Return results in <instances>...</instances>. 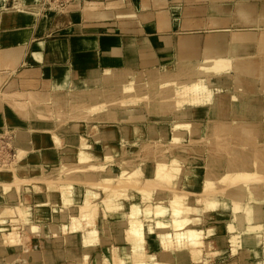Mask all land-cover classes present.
Listing matches in <instances>:
<instances>
[{
	"label": "bare ground",
	"instance_id": "obj_1",
	"mask_svg": "<svg viewBox=\"0 0 264 264\" xmlns=\"http://www.w3.org/2000/svg\"><path fill=\"white\" fill-rule=\"evenodd\" d=\"M261 7L264 11V4ZM236 12L243 16L240 9ZM258 22L264 25V13ZM210 37L199 54L202 59L188 51L195 46L187 37L177 45L174 60L158 66L105 67L99 78L87 70L77 75L72 88L67 86L71 73L66 67L56 73L49 100L51 123L33 120L44 111L38 113L32 105L31 125L52 133L60 150L68 138L76 143L77 161L61 154L59 172L31 183L22 179L17 165H13V182L0 183L4 186L0 207L5 210L0 215H7L0 217V250L5 253L6 264L36 263L41 257L35 252L34 241L20 239L14 226L8 225L13 224L14 217L21 219L22 232L27 235L54 238L55 249L63 252L70 264H264L259 261L264 258V248L254 247L264 245V195L259 199L257 190L264 187V173L250 175L245 170L251 161L264 172V144L259 142L264 126L257 120L264 101V52L241 54L235 43L231 51L220 53L213 48L217 40ZM259 42L264 48V34ZM74 43L88 45L81 39ZM50 48L61 60H69L59 44L51 43ZM38 55V51L33 53ZM229 74L233 75L230 82ZM137 107L156 122L139 119ZM6 113L3 124L28 125L10 111ZM229 117L235 121L232 143L214 131ZM144 135L151 139L137 141L143 152L139 155L137 146L129 148L126 141ZM31 136V141L21 139L17 143L23 146L17 150L18 163L33 149L31 145L37 144V135ZM204 144L207 151L211 150L202 159L198 150ZM119 155L123 162L115 166L112 163ZM67 157L70 160L64 163ZM95 165L106 166L96 174L92 171ZM217 168H224L226 173L216 174ZM242 176L248 177H244L247 182ZM117 184L128 190L112 188ZM82 185L87 187L85 191L79 188ZM132 188L136 193H131ZM250 190H255L252 197L248 196ZM42 198L51 201V213L43 208ZM34 201L36 206L41 202L39 209L43 206L38 224L28 210ZM76 203L79 207L74 206ZM228 218L224 227L219 225ZM123 220L128 223L126 235L108 240L105 236L109 237ZM223 228L232 251L228 257L218 237ZM153 233L158 244L152 239ZM122 239L129 245L121 243ZM20 244L30 246L29 256L14 255ZM99 248L100 259L93 252ZM4 261L0 258V264Z\"/></svg>",
	"mask_w": 264,
	"mask_h": 264
},
{
	"label": "rangeland",
	"instance_id": "obj_2",
	"mask_svg": "<svg viewBox=\"0 0 264 264\" xmlns=\"http://www.w3.org/2000/svg\"><path fill=\"white\" fill-rule=\"evenodd\" d=\"M145 2L146 0H0V113L2 112V109L5 106L9 107L12 111H15L16 109L13 107V104L17 101L18 102L21 101V103H24L26 100H24V98L22 97H19V94L20 93L22 94L27 90L39 89L42 88L43 86L44 91H49L51 93V91L54 89V76H56V73L60 71L63 67H66L71 73L70 76H68L70 84H68L67 86L69 88H72L74 80H76V78L78 77L77 75L79 74L81 75L83 71H87L90 69H94V70L96 69L101 71V69L105 66L116 65V63H114V61L111 59L113 54L112 49L114 47L113 45L115 42V37L120 35L121 33L125 35L124 36L125 44L129 41L128 36H132L138 39L136 40L137 43H146L152 46L153 48H155L159 54H160V48L158 46L157 41L159 40L160 37H164V36L170 37L172 43L176 44L179 39L184 37V35L189 34L194 38L196 42L197 57L199 59H202L199 53L202 52V50L204 49V43L206 42V39H208L210 36L212 38L220 37L221 39L222 33H223L222 35H224V33L230 32L231 38H233L234 36L235 39L239 41V34H243L245 35L244 41H246L247 38L249 40L251 39L255 40V38H259L264 31V27H263L264 25L257 22L256 12L250 13L249 15L245 16V20H241L239 17L234 18V20L229 19V20H222L219 22L217 21L214 22L211 20L210 10L212 8L220 11H230L233 10L234 7L241 2V0H194V1L181 0L177 5H175L178 7V15H176L177 17L175 18L174 15H171V13L173 12L172 4L166 10L153 12V10L151 11L147 5L145 6ZM242 2L241 4H245V5L252 4L257 7H259L261 4H264V0H242ZM122 4L126 6L130 5V6L142 7V9H146L148 11L147 14L142 16L141 23H139L140 25L136 27L137 32L136 31L134 32L136 34L129 35V32L133 31V29L131 30L129 28L127 29L123 28L121 30L117 28L118 30H114L115 28L113 26H109V24L103 25L102 23L105 21H101L99 18V12L106 13L107 11L112 10L113 7L115 8L118 5H122ZM103 8L106 9L103 10ZM97 16L99 19L94 20V18H97ZM161 19H166V21L168 22L169 27L164 31L158 30L159 21ZM162 27H165V25H163ZM124 31L128 32V34L124 33ZM73 36H80L94 43V45H98L99 47L100 45L107 42L112 45V49L103 50V51L100 50V58L98 59L97 58L87 59V56L92 54L91 50L82 47L81 48L82 52L80 54L75 49L71 51L70 53L71 60L68 61L61 60L53 53V51L50 48V44L56 43L59 44L62 48H64V46L62 45L70 46V43L72 42L71 39ZM224 38L225 36H223L221 39L222 46L227 50L230 47L231 38L230 40L228 39L229 40L228 42H225ZM77 40H79V38H75L73 41L75 42ZM240 41L243 40L241 39ZM39 44L42 45V48L39 47L40 46ZM74 45L72 46L74 47ZM78 46L79 44L75 45V47ZM36 51H38L40 55L34 57L33 53H35ZM259 51L260 50L256 45L255 47L249 49L248 53L259 54ZM168 52L174 54L176 51L175 49L172 48L168 50ZM240 53L243 54V51H241ZM126 55H129V53L127 52ZM166 61L167 60H163L160 64ZM228 76L229 77L227 80L230 82L233 75L229 74ZM47 99H48V95H42V100H47ZM36 102L38 103L40 102V100L38 99ZM263 107H264V101L262 102L261 105L262 109ZM137 108L140 111L139 119H142L143 122H145L146 120L148 122H156L155 120L150 118V115H148L144 111V109L140 107ZM101 110H99V113L101 112ZM6 112L4 114V117H6L7 114ZM15 112L17 113V111ZM50 116H52V114ZM53 118H55V116H53ZM51 119L49 118L46 120V119H41V117L33 118V120L42 121L47 124L51 123ZM33 120L30 119L29 122H26L28 125H20L14 127L8 123H5L3 124V126H0L1 127L0 137L4 136L7 137V139L8 137H10L8 139V144L13 149V152L15 154V156L10 159L8 164L3 165L2 163H0V173L3 174L0 175V183L13 182L14 180L13 178L15 174V170L13 171V167L15 165H17V169H19L18 170L19 176L22 179L29 180V183H31V181L33 180H35L34 182H37L38 179L40 182H42V179H40L41 177L43 178L45 176H49V174L53 175L59 172L61 170L59 166L60 157L62 156L61 154L71 155L74 158L73 160L77 161L78 152H77L76 143L74 144L73 142L71 143L70 139L68 138L63 142V145L61 147L62 150H60V148L59 149L56 148V146L54 145V141L52 139V133H49L47 131H40V130L38 131L32 128L31 122H33ZM205 120L208 121V119ZM231 122L232 120H229L228 124ZM214 131H216V135L221 136L223 128L220 125V123L214 129ZM32 134L37 135V139H36L37 144L31 145L33 149L29 150L27 156L20 163H18L19 160L17 161L16 159L17 156L20 157L18 149L20 148V146L21 147L23 146L17 143L21 142V139H24L26 141H31L33 138V136H31ZM148 136L146 137V135H144V136L130 137L126 141L128 142L127 146H129V148L133 146L135 147L137 146L136 144H139L137 143L139 139L140 140L151 139V136L149 137ZM259 140L261 142H264L263 130ZM6 141L4 140V142ZM8 144L7 142L2 143L0 144V147L4 146V150L7 153H12ZM205 146L206 144H204V146L200 147L198 150L202 159L206 158V156L209 155V152L211 150L210 147L207 151L206 150L207 148ZM218 146L219 145L213 144V147H218ZM136 148L138 150L139 155H142L143 152L140 149V146H137ZM1 149L2 148H0V150ZM69 158L70 157L64 158L63 162L68 163L70 160ZM120 162L122 163L123 161L119 155L116 157V160L112 164L117 166ZM102 163L103 162L99 164ZM247 165H249V167L248 169L245 170H247V172H249L250 175L251 174L254 175L258 174L257 176L263 175L264 172L259 171L256 167H254L251 161H248ZM53 166H57V167H54L53 169ZM105 166L106 165H95V168L92 171L97 174ZM152 166L150 170L153 169ZM8 167H11L12 170L10 169L9 173H5ZM225 173L226 171L224 168H217L216 174L221 175ZM202 176L203 177L205 176L203 172H201V177ZM244 177L246 179L248 177L242 176L243 178L242 180L246 181ZM242 180H240L241 184H247L246 183L247 181L242 182ZM88 184L86 186H88L89 188L93 190L96 189V186L91 187ZM94 185L97 184L95 183ZM86 186L82 185L79 188L85 191L87 188ZM114 186L115 188H117V186L118 188L123 187V185L117 184V185H113L112 188ZM3 187H4L3 185L0 186V195L3 194L2 193ZM11 188H15V185L11 186ZM123 188L128 190V187L126 188V186ZM165 190L168 189L165 188ZM178 190H176V192H179ZM216 190H220V188ZM130 191L131 193H136L137 190L136 188H132V190L130 189ZM127 192L131 194L129 191ZM248 192L250 193L248 196L251 197L253 193L255 194V190H250ZM43 201H45L43 205L45 207L41 206L39 209L38 207L41 205V202L39 206L37 204L38 206L37 207L35 204L38 202L34 201L32 202V207L28 209V210H32L31 212L32 219L35 221V224L41 222L39 220L40 219L39 217L41 216L38 217V213L40 215L41 212L43 213V211H41L42 207L47 212L50 213L53 210V207L50 204L51 202L50 200L47 201L46 198H42V203ZM46 203L48 205H45ZM20 205H18L19 208L21 207ZM35 206L37 207V211ZM74 206L79 207V203L78 204L76 203ZM1 210L3 212L5 211L3 210L2 207H0V214L2 213ZM4 213L2 214L3 216L0 215L1 218L7 216L4 215ZM229 218H231V215ZM229 218L228 220L219 221V225L224 227L225 225L224 222L229 221L230 220ZM12 220H13V224H10L11 223L10 222L8 225L14 226V228L16 229L17 236L20 239L22 238L27 243L34 241L33 247L36 250L35 252L41 255V257L38 259L36 263L26 262L24 264H70L69 259L65 258L64 253L59 251V249H55V245L53 244V242H55L54 238L50 240L48 238H44L39 233H31V234L28 233L27 235V233L22 232L23 228L21 224L22 222L21 219L18 220V217H14L12 218ZM125 224L126 226H128L127 220H123V222H121L120 226H118L116 230L109 232L111 235L108 236L111 238L107 237L106 235L107 233H105L106 235L105 237L108 238V240L110 241H113L114 237L117 235L118 237L120 236L124 237L126 235ZM203 226L206 227L207 223H204ZM261 232L264 233L263 230ZM5 235L7 236L8 233H6ZM152 237L155 243H157L158 241L154 233L152 234ZM218 237L222 239L224 243L223 252L226 255V257H228L230 255V252L232 251L229 247V244H227V239H226L227 235L225 233L224 228L220 231ZM121 243L129 245L128 241H125L124 239H122ZM254 247L262 249L264 248V245L255 244ZM19 248L20 249L16 247L17 251L15 250L16 252H14V255L19 257L22 255L23 257L29 256L30 246L24 245L21 247L20 244ZM81 248L82 247L80 245L79 250ZM56 251H59V256H58V252ZM93 252H94V256L100 259L102 248H99L98 250ZM260 255H263V253ZM0 258L4 261L5 253H3L1 250H0ZM48 259H50L52 263H49ZM262 260L264 261V258L259 261ZM46 261H48V263ZM4 263L6 264L5 261ZM13 264H19V263H13Z\"/></svg>",
	"mask_w": 264,
	"mask_h": 264
},
{
	"label": "crops",
	"instance_id": "obj_3",
	"mask_svg": "<svg viewBox=\"0 0 264 264\" xmlns=\"http://www.w3.org/2000/svg\"><path fill=\"white\" fill-rule=\"evenodd\" d=\"M180 1L181 0H146L147 4L145 2V6L147 5L151 11L153 10V12H159V11L166 10L172 4L173 5V8H172L173 12L171 13V15H174V18H175V17H177L176 15H178V7L175 5H177ZM188 1H194V0H188ZM241 2H242V0H241ZM241 2L239 4H237L233 10H230V11H220V10H216V9L212 8L210 10L211 20L214 22L215 21L219 22L222 20H229V19L234 20V18L239 17L236 15V13H237L236 11L238 9H240L242 14H243V16L239 17L241 20H245V16L249 15L250 13L256 12L257 13L256 19L258 22L261 14L264 13V11L261 9L262 8L261 6L263 4H261L259 7H257V6L252 5V4H247V5L241 4ZM105 9L106 8H103V10H105ZM147 13H148V11L146 9H142V7L130 6V5L126 6V5L122 4V5H118L115 8L113 7L112 10H109L106 13L99 12V18L101 21H105L102 23L103 25L109 24V26H113L115 28L114 30H118V29L121 30L123 28H125V29L129 28L131 30L133 29V31L129 32V35H132V34H136V33H134L135 31L137 32L136 27L138 25H140L139 23H141L142 16L147 14ZM215 15L218 16L217 19L214 18ZM234 15H236V16H234ZM107 16H108V18H107ZM99 18L97 16V18H94V20H97ZM163 24L165 25V27H162ZM168 27L169 26H168V22L166 21V19H161L159 21V25H158L159 31H164V30L168 29ZM124 33L128 34V32H126V31H124ZM222 34H221V39L223 36H225L224 40H225V42H228L231 38V33L228 32V33H224V35H222ZM263 34H264V31L260 35V37ZM124 36L125 35L123 33H121L120 35L115 37L113 49H112V47L108 48L105 44L106 42L104 44L100 45V47H99L98 45H94V43H92V42H90V41H88V40H86L80 36H73L71 39L72 42L70 43V46H68V45H62V46H64L65 52L69 55V60H71L70 59L71 58V55H70L71 51H73L75 45L79 44V43H77V44L74 43L73 40L75 38L85 40L86 43H88V45L79 44L78 48L75 49L77 52H79V54L82 52L81 51L82 47L90 49L92 54L87 56V59L88 58L89 59H96V58L98 59V58H100V50L103 51V50L112 49L113 54H112L111 59L114 61V63H116V65L105 66V67L121 66V65L130 64L134 67L143 68L144 66H150V67L158 66V65H160V63L163 60L173 61L174 59H172V57L177 54V45L183 39H185L187 37L192 39L193 45L195 46L194 49L189 48L188 51H193L197 55V53H196V42H195L194 38L189 34L184 35V37L179 39L176 44L172 43L170 37H165V36L160 37L159 40L157 41L158 46L160 48V51L162 50L160 52V54L157 52V50L155 48H153L152 46H150L146 43H137L136 40H138V39L134 38L132 36H128L129 41L125 44ZM260 37L255 38V40L254 39L249 40L247 38L246 41H244L245 35L239 34V41H237L235 39V37L233 36V38H231V40H230L231 41L230 47L227 50L225 48H223L222 40L220 39V37H216L214 39L217 40V43L215 44V46H213V48L215 47L220 53H223L224 51L229 52L234 48V46H235L234 44L236 43L237 44L236 48L239 50V52L243 51V53H248L249 49H251L252 47H255L257 45L259 50H261V51H259V53H261V52H264V48L260 46V42H259ZM240 38L243 41H240L241 40ZM206 41H207V39H206ZM41 44H39V45H41ZM161 44H165V45L169 46V48L168 47H161L162 46ZM72 45H74V47ZM205 45H206V42L204 43V47H205ZM231 45H233V46H231ZM172 48L175 49V51H176L174 54H171L167 51V50H170ZM230 48H232V49L230 50ZM216 49L213 51H216ZM127 52L129 53V55H126ZM127 56H128V58H127ZM105 67H103L101 69V71L96 70V69L95 70L90 69V70L93 73H96L98 75L97 78H99L100 72H102ZM84 72L85 71H83L82 73H84ZM45 92H47V93H45ZM50 94L51 93L49 91H44L43 86H42V88H39V89L27 90L26 92H23L22 95L20 93L19 97L24 98V100H26V101L24 103H21V101H19V102L17 101L13 104V107L16 109L15 111H17V113L15 111H12L9 107L5 106L2 109V112L0 114V126H3L2 120L5 118L4 114L7 110L12 112L20 120H22L24 122H29L31 119L30 113H31V106L32 105H34L36 107V109L38 108L36 110V111H38V113L41 111H44L42 113V116L37 115V117H41V119H46V120L49 118L51 119L52 116H50V115L52 114V112H51V107H49L50 106V103H49V100H50L49 95ZM42 95H48V99L42 100ZM38 99L40 100V102L37 103L36 101ZM226 111H228V109H226ZM225 115H226V113H225ZM225 118H227V117L225 116ZM229 120H232V122L230 124H228ZM257 120L261 121V124L263 125L264 107H263V109L262 108L259 109V117L257 118ZM234 122H235L234 119H232L231 117H229V119H227V121L219 122L223 128L221 137H225L229 143H232L231 136H232V132H233L232 130H234V128H233V126L235 125ZM262 130L264 131V127H262ZM228 137H229V139H228ZM259 142L261 145L264 144V142H261L260 140H259ZM257 190H258V194L260 197L259 199H261L264 195V187L260 186L257 188Z\"/></svg>",
	"mask_w": 264,
	"mask_h": 264
},
{
	"label": "built area",
	"instance_id": "obj_4",
	"mask_svg": "<svg viewBox=\"0 0 264 264\" xmlns=\"http://www.w3.org/2000/svg\"><path fill=\"white\" fill-rule=\"evenodd\" d=\"M10 137H8V139H9ZM8 139H7V137H0V144H2V143H6L7 142V144H8ZM4 140L6 141V142H4ZM8 146L10 147V145L8 144ZM0 148H2L1 150H0V163H2V164H8L9 163V161H10V159L11 158H13L14 156H15V154H14V152H13V149L10 147V149H11V152L14 154H12V153H7L5 150H4V146H2V147H0ZM5 151V152H4ZM4 152V153H3Z\"/></svg>",
	"mask_w": 264,
	"mask_h": 264
}]
</instances>
